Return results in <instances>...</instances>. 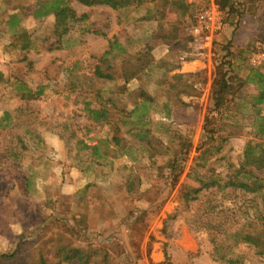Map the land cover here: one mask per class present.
I'll return each instance as SVG.
<instances>
[{"label":"rangeland","instance_id":"1","mask_svg":"<svg viewBox=\"0 0 264 264\" xmlns=\"http://www.w3.org/2000/svg\"><path fill=\"white\" fill-rule=\"evenodd\" d=\"M46 1L0 0V264H41L42 257L47 264H84L59 263L56 255L62 245L94 250L88 264H166V255L172 264H264L256 249L235 246L223 234L217 243L233 247L225 254L235 262L218 260L214 234L207 228L206 213L212 208L224 211L229 231L264 214L252 195L208 191L195 202L181 200L205 119L217 116L213 82L229 71L221 64L230 62L242 75L250 55L264 45V0H234L240 14L222 13L214 56L202 53L190 34L193 15L211 0H185L190 8L184 13L162 0H144L122 11L67 0L77 18L59 43L55 16L36 17ZM114 39L124 47V54L113 60L119 75L124 57L137 67L152 62L142 80L132 79L127 88L147 85L155 99L149 121L159 130L156 138L168 146L169 134L158 127L165 123L170 134L177 132L192 142L175 185L165 168L174 147L151 160L138 140L126 135L133 145L130 156L105 160L90 149L111 134L110 127L97 126L85 110L88 103L92 109L98 105L92 92H116L125 84L120 76L113 83L94 76L98 59ZM175 74H194L188 82L196 81L198 93L183 94L180 100L167 96L168 78ZM20 82L34 92L45 87L44 94L36 99L17 94ZM123 99L132 103L126 95ZM252 137V129L245 128L230 140L221 172L229 162L239 163Z\"/></svg>","mask_w":264,"mask_h":264},{"label":"trees","instance_id":"2","mask_svg":"<svg viewBox=\"0 0 264 264\" xmlns=\"http://www.w3.org/2000/svg\"><path fill=\"white\" fill-rule=\"evenodd\" d=\"M76 1L86 7L106 6L115 11H122L140 6L144 0ZM162 1L164 6H178L183 13L190 8L185 0ZM216 1L223 15L240 14L234 0ZM153 11V9L149 10V19L152 18ZM158 12L162 13L160 10ZM50 14H53L56 19L54 36L58 38L59 43L61 38L69 32V25L77 18V13L68 5L67 0H47L40 4L36 17L42 18ZM162 15L164 16V12ZM16 37L20 38V35L17 34ZM26 48L27 46H24V49ZM123 54L124 47L114 39L110 42V49L98 59L95 66L94 76L97 79L106 83H113L120 76L125 84L117 86L116 92L114 90L104 91V89L92 92L98 105L92 109V103H88L85 110L97 126L110 127L111 134L107 139L100 140L97 145L90 149L93 156L105 160L112 155L130 156L133 145L126 135L134 136L151 160L162 155L164 149L169 151L170 148L174 147V155L168 159L165 168L169 171L175 185L184 170L192 142L189 137L177 132L170 134L169 126L165 123H160L158 127H161V132L169 134L168 146L156 138L154 132L159 130L155 131L150 126L149 121L151 112L154 110L155 99L148 92L147 85L141 83L134 91L127 88V84L132 79L142 80V75L150 70L152 62L149 61L148 64L137 67L131 58L124 57L119 75L113 60ZM226 65L229 71L219 73L213 82V111L217 112V116L208 115L205 119L203 139L197 148V156L189 169L186 181L182 185L181 200L189 204L197 201L204 192L225 193L234 191L252 195L255 205L261 204L264 208V115L262 113L264 108V66L255 68L249 65L240 75V72L234 71L233 64L230 62L221 64L222 67ZM175 69L173 67L167 72H173ZM192 76L194 74H175L169 77L168 80L171 82L167 83L166 95L175 96L177 100H180L183 94L191 96L192 92L197 94L196 81L188 82ZM248 87L252 88L251 93L245 91ZM15 88L17 94L25 93L27 97L32 99L39 98L45 90V87H39L34 92L22 82L15 85ZM124 95H126V99L132 102L131 104L123 99ZM168 104L163 105L167 117L170 116ZM243 108L249 109V113H242ZM123 126L126 128L125 131L122 130ZM245 128L252 129L253 137L247 141L241 160L237 165L229 162L225 166V172H221L219 167L225 159V147L232 138L239 136ZM223 213V210L216 211L214 208L206 213L209 223L207 228L212 230L214 234V252L218 256L217 259L222 262H235L234 259H228L225 254V251L233 247H224L217 243L216 237L220 234H223L228 240L232 239L235 246L253 247L258 256L264 257V226L260 228L258 225L260 222L264 223V214L256 215L254 220H249L246 225L235 231H229L224 221L226 216L222 215ZM214 220L217 222L213 223ZM95 255L96 253L92 249L62 245L59 247L56 258L59 263L78 261L88 264ZM166 258V264H172L168 255ZM40 263L47 264L43 257Z\"/></svg>","mask_w":264,"mask_h":264},{"label":"built area","instance_id":"3","mask_svg":"<svg viewBox=\"0 0 264 264\" xmlns=\"http://www.w3.org/2000/svg\"><path fill=\"white\" fill-rule=\"evenodd\" d=\"M193 2L194 0H189ZM190 34L199 44L202 53L214 56L215 36L222 31L223 17L216 0L200 7L192 18ZM250 65L255 68L264 66V45H261L250 57Z\"/></svg>","mask_w":264,"mask_h":264},{"label":"crops","instance_id":"4","mask_svg":"<svg viewBox=\"0 0 264 264\" xmlns=\"http://www.w3.org/2000/svg\"><path fill=\"white\" fill-rule=\"evenodd\" d=\"M191 66H192V67H195V66H196V64H191Z\"/></svg>","mask_w":264,"mask_h":264}]
</instances>
